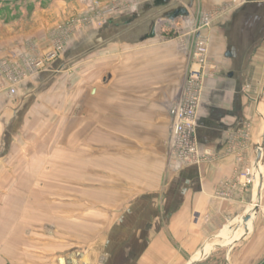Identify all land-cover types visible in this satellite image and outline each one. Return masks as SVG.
I'll list each match as a JSON object with an SVG mask.
<instances>
[{
  "label": "crops",
  "instance_id": "crops-1",
  "mask_svg": "<svg viewBox=\"0 0 264 264\" xmlns=\"http://www.w3.org/2000/svg\"><path fill=\"white\" fill-rule=\"evenodd\" d=\"M135 1L110 21L122 30L109 33V53L130 55L111 68L109 85L97 89V132L108 134L111 164L127 172L141 168V183L131 186L143 197L138 264H201L220 253L229 264H263L264 0ZM205 14L213 17L200 32L209 63L198 139L215 158L178 170L167 146L170 112L194 65L196 28ZM120 37L126 51L114 46ZM12 105L15 121L21 98ZM248 169L253 182L246 186ZM246 215L253 218L247 224Z\"/></svg>",
  "mask_w": 264,
  "mask_h": 264
},
{
  "label": "rangeland",
  "instance_id": "rangeland-1",
  "mask_svg": "<svg viewBox=\"0 0 264 264\" xmlns=\"http://www.w3.org/2000/svg\"><path fill=\"white\" fill-rule=\"evenodd\" d=\"M136 5L0 0V264L139 263L143 197L131 186L141 168L111 164L108 134L97 132V89L128 54L104 44L122 30L110 21ZM204 17L197 32L210 26ZM224 255L201 264H229Z\"/></svg>",
  "mask_w": 264,
  "mask_h": 264
},
{
  "label": "built area",
  "instance_id": "built-area-1",
  "mask_svg": "<svg viewBox=\"0 0 264 264\" xmlns=\"http://www.w3.org/2000/svg\"><path fill=\"white\" fill-rule=\"evenodd\" d=\"M210 25V17H204ZM201 33H196L197 39ZM56 51L53 52V55ZM209 49L206 40H197L193 51L194 65L189 70L186 85L181 99L172 107L170 136L167 142L169 160L175 169L188 166H201L213 162L215 156L208 150L201 148L198 139L199 112L202 106V98L206 81ZM11 93L16 94L12 89ZM244 157L239 160L243 161ZM246 186L252 184L251 170L245 173Z\"/></svg>",
  "mask_w": 264,
  "mask_h": 264
},
{
  "label": "water",
  "instance_id": "water-1",
  "mask_svg": "<svg viewBox=\"0 0 264 264\" xmlns=\"http://www.w3.org/2000/svg\"><path fill=\"white\" fill-rule=\"evenodd\" d=\"M257 208V207H256ZM255 208V210H254V212H257L258 211V208L256 209ZM252 215H246V216H244V218H243V221H244V223L245 224H247V223H249L250 221H252Z\"/></svg>",
  "mask_w": 264,
  "mask_h": 264
}]
</instances>
